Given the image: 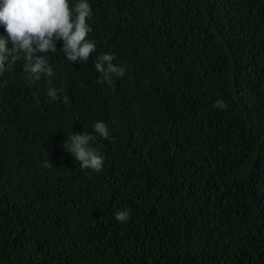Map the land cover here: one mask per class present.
I'll list each match as a JSON object with an SVG mask.
<instances>
[{
	"label": "trees",
	"instance_id": "1",
	"mask_svg": "<svg viewBox=\"0 0 264 264\" xmlns=\"http://www.w3.org/2000/svg\"><path fill=\"white\" fill-rule=\"evenodd\" d=\"M88 3L87 63L57 41L54 77L22 59L0 77V264H264V0ZM71 132L96 136L101 172Z\"/></svg>",
	"mask_w": 264,
	"mask_h": 264
},
{
	"label": "clouds",
	"instance_id": "2",
	"mask_svg": "<svg viewBox=\"0 0 264 264\" xmlns=\"http://www.w3.org/2000/svg\"><path fill=\"white\" fill-rule=\"evenodd\" d=\"M92 16L88 0H77L73 6L68 0H0V26L5 36L0 35V77L13 71L17 61L23 60V72L28 74L29 82L40 80L41 76L54 77L53 66L44 53H56V42H62L60 52L73 63H87L96 51L95 42L88 39L92 31L87 21ZM9 42L11 48L8 47ZM114 54L103 53L97 57L94 68L103 75L104 81L111 84L112 76L121 78L125 69L113 63ZM47 96L58 99L57 89H47ZM213 107L226 109L227 105L217 100ZM93 132L100 138L110 139L105 123L96 122ZM96 136L87 132H71L62 144V148L70 153L82 169L101 172L104 157L95 147ZM129 211H117L114 219L126 222Z\"/></svg>",
	"mask_w": 264,
	"mask_h": 264
}]
</instances>
